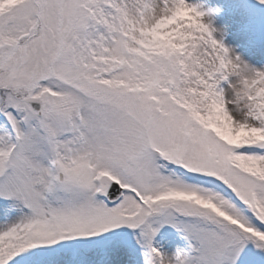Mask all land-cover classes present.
<instances>
[{"label":"snow or ice","instance_id":"snow-or-ice-1","mask_svg":"<svg viewBox=\"0 0 264 264\" xmlns=\"http://www.w3.org/2000/svg\"><path fill=\"white\" fill-rule=\"evenodd\" d=\"M0 264H264V0H0Z\"/></svg>","mask_w":264,"mask_h":264}]
</instances>
